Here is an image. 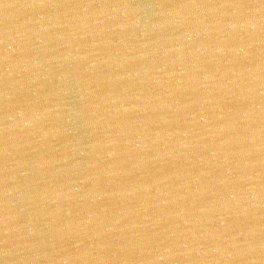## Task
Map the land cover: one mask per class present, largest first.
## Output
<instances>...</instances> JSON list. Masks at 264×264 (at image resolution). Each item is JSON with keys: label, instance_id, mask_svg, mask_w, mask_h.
<instances>
[{"label": "water", "instance_id": "1", "mask_svg": "<svg viewBox=\"0 0 264 264\" xmlns=\"http://www.w3.org/2000/svg\"><path fill=\"white\" fill-rule=\"evenodd\" d=\"M0 264H264V0H0Z\"/></svg>", "mask_w": 264, "mask_h": 264}]
</instances>
